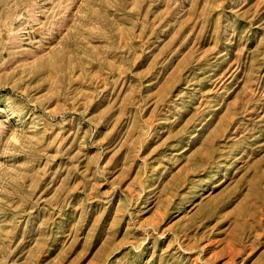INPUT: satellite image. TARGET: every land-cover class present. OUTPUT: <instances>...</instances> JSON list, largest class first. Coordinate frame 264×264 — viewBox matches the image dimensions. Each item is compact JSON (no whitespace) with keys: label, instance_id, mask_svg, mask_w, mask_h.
<instances>
[{"label":"rangeland","instance_id":"1","mask_svg":"<svg viewBox=\"0 0 264 264\" xmlns=\"http://www.w3.org/2000/svg\"><path fill=\"white\" fill-rule=\"evenodd\" d=\"M0 264H264V0H0Z\"/></svg>","mask_w":264,"mask_h":264}]
</instances>
